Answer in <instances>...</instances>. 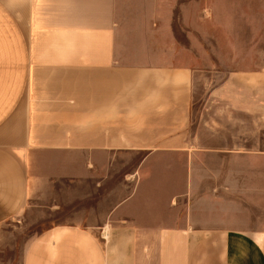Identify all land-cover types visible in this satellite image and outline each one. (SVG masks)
<instances>
[{
	"label": "crops",
	"instance_id": "0c3cea01",
	"mask_svg": "<svg viewBox=\"0 0 264 264\" xmlns=\"http://www.w3.org/2000/svg\"><path fill=\"white\" fill-rule=\"evenodd\" d=\"M259 2L0 0V227L71 217L21 264H264Z\"/></svg>",
	"mask_w": 264,
	"mask_h": 264
},
{
	"label": "rangeland",
	"instance_id": "374dc122",
	"mask_svg": "<svg viewBox=\"0 0 264 264\" xmlns=\"http://www.w3.org/2000/svg\"><path fill=\"white\" fill-rule=\"evenodd\" d=\"M239 3L243 2L239 1ZM258 5H262L264 8V2H259ZM262 38L264 39V34ZM262 43L263 44L259 45L264 46V42ZM210 89L231 91L243 90L242 87H234L231 83H205L196 84L195 87L196 91H207ZM253 89L264 90V83L256 84ZM193 112L195 114L196 110L194 109ZM193 117L195 118L196 116ZM193 125L195 126V122ZM225 134L230 137L233 134H238V132L226 131ZM112 191L113 190H110V192ZM115 191L117 192V190ZM116 199H118L117 193H110L109 205L111 206ZM42 209L39 210L31 207L20 217L0 227V264H21L22 253L29 240L53 224L71 221V217L67 210H65V212L61 210L50 212L46 209Z\"/></svg>",
	"mask_w": 264,
	"mask_h": 264
}]
</instances>
